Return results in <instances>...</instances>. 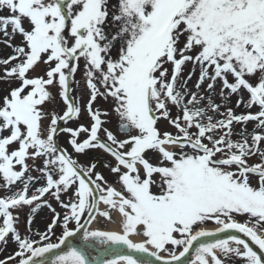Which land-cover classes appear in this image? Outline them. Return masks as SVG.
<instances>
[{"label": "snow or ice", "instance_id": "6c2138e0", "mask_svg": "<svg viewBox=\"0 0 264 264\" xmlns=\"http://www.w3.org/2000/svg\"><path fill=\"white\" fill-rule=\"evenodd\" d=\"M0 39V264H264V0H0Z\"/></svg>", "mask_w": 264, "mask_h": 264}, {"label": "rangeland", "instance_id": "374dc122", "mask_svg": "<svg viewBox=\"0 0 264 264\" xmlns=\"http://www.w3.org/2000/svg\"><path fill=\"white\" fill-rule=\"evenodd\" d=\"M19 40V37H17V41ZM10 54V49L6 48L4 46V43L2 41V39H0V57H7L8 55ZM3 69L2 67H0V72H2ZM39 72V70H38ZM38 73H32V75H37ZM77 79H80V75L78 73L77 75ZM190 87L192 86L191 83L189 85ZM55 91V90H54ZM235 101V97H233V102ZM255 110V109H254ZM237 111H240V110H237ZM69 126H75V124H72V125H69ZM249 130H251L252 128V125L250 124L249 126ZM67 139V136H62L61 137V143H64ZM69 151H71V149L69 148ZM106 159H111L110 157H106ZM104 173L106 176H108V173H107V170L105 169L104 170ZM33 175H36V173H33ZM108 179L110 182H112L113 180V177H110L108 176ZM5 193H4V190L0 189V196H3ZM53 205V207H55L57 209V211H60V212H63V210L56 204V202L54 200L50 201ZM15 214V213H14ZM28 215H31L30 212L28 211L27 208L24 209L23 212L20 213V219H19V222H18V229L19 231L24 234L26 232V228H27V218H28ZM51 213L47 210V209H42L40 214L37 215L34 220H33V223H32V228L33 230H36V229H39L41 231H43L45 229V224L50 221L51 219ZM216 225L213 223V222H208V225L207 227L211 228V227H215ZM60 232L59 230H57V235H59ZM53 242H56V238L53 237ZM15 250V245L14 244H9L8 245V250L7 252L3 253V254H0V259L4 258L6 255L10 254L12 251Z\"/></svg>", "mask_w": 264, "mask_h": 264}, {"label": "bare ground", "instance_id": "6f19581e", "mask_svg": "<svg viewBox=\"0 0 264 264\" xmlns=\"http://www.w3.org/2000/svg\"><path fill=\"white\" fill-rule=\"evenodd\" d=\"M116 219L117 220H119V217H116ZM97 225L96 224H93V227H96ZM106 227H108L109 229H112V230H115V225H111V224H109V225H107ZM216 227V226H215ZM215 227H211V228H209V229H214Z\"/></svg>", "mask_w": 264, "mask_h": 264}, {"label": "water", "instance_id": "95a60500", "mask_svg": "<svg viewBox=\"0 0 264 264\" xmlns=\"http://www.w3.org/2000/svg\"><path fill=\"white\" fill-rule=\"evenodd\" d=\"M223 235H226V234H223Z\"/></svg>", "mask_w": 264, "mask_h": 264}]
</instances>
